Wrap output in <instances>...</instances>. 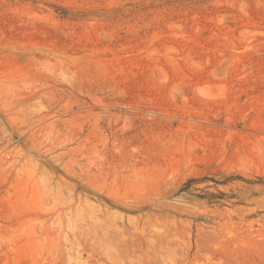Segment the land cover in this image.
Listing matches in <instances>:
<instances>
[{"label":"rangeland","instance_id":"374dc122","mask_svg":"<svg viewBox=\"0 0 264 264\" xmlns=\"http://www.w3.org/2000/svg\"><path fill=\"white\" fill-rule=\"evenodd\" d=\"M0 264H264V0H0Z\"/></svg>","mask_w":264,"mask_h":264},{"label":"trees","instance_id":"16d2710c","mask_svg":"<svg viewBox=\"0 0 264 264\" xmlns=\"http://www.w3.org/2000/svg\"><path fill=\"white\" fill-rule=\"evenodd\" d=\"M236 179H243L242 176H229V177H226L223 181H216L217 183H223V184H226L230 181H233V180H236ZM261 179V178H260ZM195 181V178H191L190 180H188L184 186L182 187V191H187L189 189V187L191 186V184ZM248 183H255L254 181H247ZM218 198H221L220 196H218L217 194L215 193H211L210 196H209V201H215L217 202Z\"/></svg>","mask_w":264,"mask_h":264}]
</instances>
